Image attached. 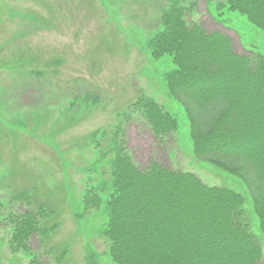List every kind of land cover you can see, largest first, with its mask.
<instances>
[{
    "label": "rangeland",
    "instance_id": "374dc122",
    "mask_svg": "<svg viewBox=\"0 0 264 264\" xmlns=\"http://www.w3.org/2000/svg\"><path fill=\"white\" fill-rule=\"evenodd\" d=\"M172 4L189 23L227 35L234 52L264 56V30L226 0H0V264H29L32 254L51 264L64 250L68 264H116L106 213L83 209L81 199L88 186L110 182L114 141L139 168L155 161L246 193L194 157L184 108L167 87L172 58L152 57L150 41ZM140 96L176 119L175 134L155 137L135 107ZM32 208L57 225L30 236L26 251L12 246V219ZM261 239L256 264H264Z\"/></svg>",
    "mask_w": 264,
    "mask_h": 264
},
{
    "label": "trees",
    "instance_id": "16d2710c",
    "mask_svg": "<svg viewBox=\"0 0 264 264\" xmlns=\"http://www.w3.org/2000/svg\"><path fill=\"white\" fill-rule=\"evenodd\" d=\"M226 5L264 30V0ZM160 22L150 51L172 58L167 87L184 108L194 157L235 177L246 193L155 161L139 168L114 141L110 182L88 186L83 209L106 213L103 235L116 264H256L264 238V56L234 52L227 35L189 23L179 4ZM135 107L156 138L175 134L176 119L154 99L140 96ZM43 209L13 217L12 246L29 251L30 236L54 231L57 224L40 222ZM249 215L258 219V234ZM62 252L51 264H68ZM29 264L48 263L32 254Z\"/></svg>",
    "mask_w": 264,
    "mask_h": 264
}]
</instances>
